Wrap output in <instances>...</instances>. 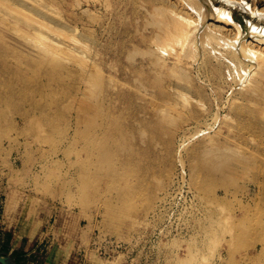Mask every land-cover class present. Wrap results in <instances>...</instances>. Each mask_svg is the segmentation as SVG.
<instances>
[{"label": "rangeland", "instance_id": "374dc122", "mask_svg": "<svg viewBox=\"0 0 264 264\" xmlns=\"http://www.w3.org/2000/svg\"><path fill=\"white\" fill-rule=\"evenodd\" d=\"M204 1L0 0V234L37 264H264V0Z\"/></svg>", "mask_w": 264, "mask_h": 264}, {"label": "bare ground", "instance_id": "6f19581e", "mask_svg": "<svg viewBox=\"0 0 264 264\" xmlns=\"http://www.w3.org/2000/svg\"><path fill=\"white\" fill-rule=\"evenodd\" d=\"M195 1H199L200 3H203V2H205L204 0H185V3L187 4V5H189L190 6V4H193V6H195L198 2H195ZM225 1V0H224ZM226 2H227V4H234V2H230V1H228V0H226ZM202 5H204V6H202V7H207V17L208 16H210V17H212L213 18V21L215 22V23H217V24H221V25H223L224 27H231V28H236L237 30H239L238 29V25L239 24H237L233 19H232V17H231V15H230V12L229 11H227V10H225V9H221V8H218V7H213V6H211L210 5V3H209V5H206V3H204V4H202ZM206 9V8H205ZM245 9V8H244ZM245 10H247V11H250V10H248V7H247V9H245ZM252 14H254V13H252ZM258 14V13H257ZM255 15V14H254ZM260 19H264V16H261V15H259L258 16ZM175 22H173V24L171 25V27H169V26H166V28L167 29H165V31H163V33H162V36L161 37H159L158 36V38H157V41H159L158 43L159 44H161L162 43V45L163 44H166L167 42H169V41H171V39H172V31L174 30V29H176V28H179L180 26L179 25H177V24H174ZM168 24H170V21H168L167 22V25ZM197 30V28H195L194 27V31L193 32H195ZM198 30H199V28H198ZM161 31V30H160ZM240 31V30H239ZM238 33V32H237ZM249 34H247L248 36H249V39L250 40H252V41H256L257 43H259L260 45H263L264 46V27H257V26H254V25H251L250 26V28H249V32H248ZM239 34V33H238ZM194 36V35H193ZM195 36H194V38L192 39V42L194 43L195 42ZM29 40V39H28ZM159 53H165V52H167V51H165V50H163L162 48L160 49V47H159ZM170 54V53H169ZM178 57H180V54L179 53H176V51H175V54L172 56V59L173 60H177V62H178ZM160 58V57H159ZM181 58V57H180ZM162 60V59H161ZM159 61V59H157V62ZM160 62V61H159ZM179 62H180V59H179ZM176 63V62H175ZM188 77V76H187ZM247 90H248V92H249V94H251V89L250 88H247ZM252 92H254L253 90H252ZM183 93L181 92V91H179V90H177L176 89V91H175V95L178 97V99H181L183 102H186L185 100H186V96H184L185 94H183ZM70 147V146H69ZM216 155V154H215ZM223 154H220V156H219V158L221 159V156H222ZM210 156H213V155H209V157ZM218 156V155H217ZM205 157H207V156H205ZM225 157V156H224ZM223 156H222V158H224ZM216 157L214 156V159H215ZM218 158V159H219ZM219 159V160H220ZM55 163V162H54Z\"/></svg>", "mask_w": 264, "mask_h": 264}, {"label": "crops", "instance_id": "0c3cea01", "mask_svg": "<svg viewBox=\"0 0 264 264\" xmlns=\"http://www.w3.org/2000/svg\"><path fill=\"white\" fill-rule=\"evenodd\" d=\"M9 235L0 234V256L7 258L8 264H37L38 261H34V257H32V253L29 251L31 248L23 247V244H19L20 242L18 237L14 241L16 244H12ZM27 241L31 239L27 236L24 237ZM25 241V244L28 245V242ZM26 245V246H27ZM20 246V247H19ZM27 249V250H26ZM45 264H52L50 261H46Z\"/></svg>", "mask_w": 264, "mask_h": 264}, {"label": "water", "instance_id": "95a60500", "mask_svg": "<svg viewBox=\"0 0 264 264\" xmlns=\"http://www.w3.org/2000/svg\"><path fill=\"white\" fill-rule=\"evenodd\" d=\"M0 264H8L7 258L0 256Z\"/></svg>", "mask_w": 264, "mask_h": 264}]
</instances>
